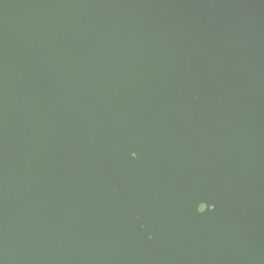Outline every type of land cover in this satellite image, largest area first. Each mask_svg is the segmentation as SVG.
<instances>
[{"label":"water","instance_id":"obj_1","mask_svg":"<svg viewBox=\"0 0 264 264\" xmlns=\"http://www.w3.org/2000/svg\"><path fill=\"white\" fill-rule=\"evenodd\" d=\"M0 264H264V0H0Z\"/></svg>","mask_w":264,"mask_h":264},{"label":"snow or ice","instance_id":"obj_2","mask_svg":"<svg viewBox=\"0 0 264 264\" xmlns=\"http://www.w3.org/2000/svg\"><path fill=\"white\" fill-rule=\"evenodd\" d=\"M133 158H135V157L133 156Z\"/></svg>","mask_w":264,"mask_h":264}]
</instances>
